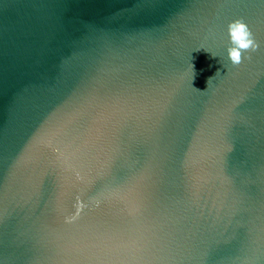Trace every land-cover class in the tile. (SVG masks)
I'll list each match as a JSON object with an SVG mask.
<instances>
[{
	"label": "water",
	"instance_id": "obj_1",
	"mask_svg": "<svg viewBox=\"0 0 264 264\" xmlns=\"http://www.w3.org/2000/svg\"><path fill=\"white\" fill-rule=\"evenodd\" d=\"M0 264H264V0H0Z\"/></svg>",
	"mask_w": 264,
	"mask_h": 264
},
{
	"label": "clouds",
	"instance_id": "obj_2",
	"mask_svg": "<svg viewBox=\"0 0 264 264\" xmlns=\"http://www.w3.org/2000/svg\"><path fill=\"white\" fill-rule=\"evenodd\" d=\"M227 34L230 43V46L226 49L227 60L233 66H238L241 64L242 53L255 52L259 48V44L255 41L252 33L242 20L231 22L228 25Z\"/></svg>",
	"mask_w": 264,
	"mask_h": 264
}]
</instances>
